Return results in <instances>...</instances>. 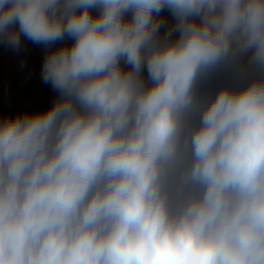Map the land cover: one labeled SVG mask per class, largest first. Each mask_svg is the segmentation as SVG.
Listing matches in <instances>:
<instances>
[{
	"label": "clouds",
	"instance_id": "1",
	"mask_svg": "<svg viewBox=\"0 0 264 264\" xmlns=\"http://www.w3.org/2000/svg\"><path fill=\"white\" fill-rule=\"evenodd\" d=\"M22 37L56 96L0 116V264H264V0H0Z\"/></svg>",
	"mask_w": 264,
	"mask_h": 264
},
{
	"label": "rangeland",
	"instance_id": "2",
	"mask_svg": "<svg viewBox=\"0 0 264 264\" xmlns=\"http://www.w3.org/2000/svg\"><path fill=\"white\" fill-rule=\"evenodd\" d=\"M65 42L71 43L67 39ZM44 55V46L27 38L22 37L19 49L0 42V116L45 109L53 102L56 93L41 79ZM225 75L217 73L204 87L214 89Z\"/></svg>",
	"mask_w": 264,
	"mask_h": 264
}]
</instances>
